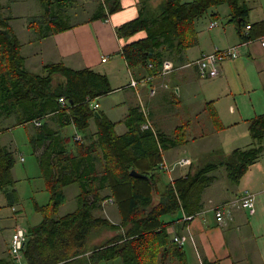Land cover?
Returning a JSON list of instances; mask_svg holds the SVG:
<instances>
[{"label":"crops","instance_id":"crops-1","mask_svg":"<svg viewBox=\"0 0 264 264\" xmlns=\"http://www.w3.org/2000/svg\"><path fill=\"white\" fill-rule=\"evenodd\" d=\"M26 1L0 0V14L8 19L20 44L26 69L40 74L45 64L60 62L74 70L90 69L105 75L110 91L88 100L89 106L96 110L99 117L102 115L114 123L113 130L117 136L127 134L137 124L140 131L149 130L154 135L162 161L151 171L156 178L154 205L159 202L168 184L179 178H195L201 169L217 165L204 173L207 178L203 185L198 182L191 185L181 201L180 209L163 217L169 223L166 230L170 241L176 235H190V239L181 246L183 255H170L165 263L181 264L184 260L185 264H196L201 260L204 264H264V172L261 166L264 139L261 142L263 149L260 157L246 173L238 181H231L232 188L223 183L230 181L223 165L227 156L235 149L259 145L250 136L249 124L253 118L264 114V46L261 44V38L264 37V0H237L241 10H245L242 17L236 18L237 12L233 15L227 4H221L206 13L205 21L198 22L205 14L197 18L194 22L195 44L163 55V61L170 60L175 65L173 71L163 76L158 74L154 65L130 67L122 54L124 45L146 37L144 30L126 36H120L117 32L118 27L136 19L144 9L155 13L161 0H120L121 9L104 19H92L99 5L97 0H88V4L91 1L94 6L87 18L75 21L73 16L78 6L66 8L72 26L58 33L42 28V34L39 35L30 32L32 29L28 26L19 33L12 27L11 21L18 17L17 5ZM37 1L40 10L31 18L42 13L41 3ZM87 6L83 5L80 9ZM241 18L243 21L239 24ZM252 29L255 30V36L243 39L242 36L251 34ZM234 46L238 51L237 56L220 60L216 76L199 75L195 61L203 53ZM62 79L60 74H55L53 86L63 83L65 78ZM133 80L136 81L135 85H132ZM109 95L119 97L108 106L101 107L100 99ZM94 104H98L97 108H94ZM70 110L66 108L64 113H50L37 120L39 125L34 122L24 123L34 127L29 138L32 159L14 152L16 148L12 142L3 145L0 137V145L11 152L14 159L10 169L11 182L0 189V198H5V206L11 209L14 221L10 235L0 227V264H27L23 250L18 260L9 251L11 234L17 224L16 213L24 218L28 230L38 225L45 213L59 218L73 212L77 206L81 183L87 184L89 169L91 175L95 176V187L101 185L100 176L105 159L96 136V121L92 118L88 127L78 129L70 119ZM117 110L119 117L112 119V111ZM134 112L135 115L132 114ZM213 114L218 125L214 122ZM11 119L14 121L10 122ZM1 120L0 126L7 128L16 123L14 117ZM68 127L73 129L71 135L67 131ZM39 130L44 132L38 133ZM181 148H185L192 157L181 156ZM201 152L206 156H216L218 161L202 160L199 157ZM181 158H189V164L179 165ZM17 160L23 167L22 176L30 181L32 178L44 181L39 188L40 191L48 192V196L40 198L43 203L32 197L30 208L24 206L16 185ZM61 180L64 182L60 183ZM57 182L62 200L58 208L52 210L54 200L50 187ZM70 185L77 188L74 195L75 208L57 215L66 200L64 189ZM244 190L253 194L254 213L231 204ZM99 193L102 197L109 194L105 183ZM109 200L108 197L100 205L96 204L92 213L119 225L121 218L117 206ZM105 201H108L106 207L103 205ZM217 207L223 212L221 221L216 220ZM44 208L47 210L43 211ZM184 216L192 218L183 220ZM105 230L91 235L88 245L99 246L122 232V229L111 231L113 233L107 236ZM26 240L27 236L24 247ZM99 264L125 262L121 256H114L107 260L100 259Z\"/></svg>","mask_w":264,"mask_h":264},{"label":"trees","instance_id":"trees-1","mask_svg":"<svg viewBox=\"0 0 264 264\" xmlns=\"http://www.w3.org/2000/svg\"><path fill=\"white\" fill-rule=\"evenodd\" d=\"M39 1L42 13L29 20V29L39 24L41 30L45 28L58 33L72 26L66 8L75 7L76 0ZM97 2L99 7L92 19H104L121 9L120 0ZM221 4H227L233 15L237 12L236 18L242 17L245 12L237 0H161L155 13L144 9L136 19L117 28L120 36L133 35L141 30L146 32L144 39L122 47L127 64L130 67L151 64L159 71L163 55L195 44V20ZM242 21L243 18L239 24ZM254 36L255 30L252 29L251 34L242 38L246 40ZM24 62L20 44L8 19L0 14V119L14 117L17 124H24L40 120L50 113H64L69 108L70 119L78 129H85L89 120L95 119L96 136L105 159L101 185L95 187V176L89 169L87 184L81 183L73 212L59 218L45 213L38 225L26 230L23 255L27 264H99L100 259L114 256H121L125 264H166L168 256H182V247L168 238L166 229L169 223L163 217L180 209L191 185L194 182L203 185L207 178L204 173L217 165L201 169L195 178H179L168 184L159 202L154 205L156 178L151 171L162 162L154 135L149 130L140 131L137 124L127 134L117 136L113 130L114 123L100 113L99 117L95 114L96 110L89 106L88 100L110 91L107 77L90 69L74 70L60 62L45 64L40 74L32 73L26 69ZM55 74L63 76L65 81L53 86ZM61 98L65 104L60 103ZM132 114L135 115V112ZM213 117L218 125L214 114ZM43 132L39 130L38 133ZM249 133L259 145L235 149L223 163L233 182L238 181L261 155L264 114L250 121ZM13 162L12 153L0 145V189L11 182ZM132 169L145 176H132ZM104 183L109 194L102 197L99 190ZM50 188L54 200L51 209L55 210L62 200L59 183ZM108 197L117 206L121 218L119 225L92 213L95 205H100ZM102 229H122V232L99 246L90 247L89 238ZM181 264H185L184 260Z\"/></svg>","mask_w":264,"mask_h":264},{"label":"rangeland","instance_id":"rangeland-1","mask_svg":"<svg viewBox=\"0 0 264 264\" xmlns=\"http://www.w3.org/2000/svg\"><path fill=\"white\" fill-rule=\"evenodd\" d=\"M94 1V0H91ZM90 1V4H88V0H76V5L78 7H75V11H77L76 14H74L73 19L75 21L83 19V18H87L90 14H91V10L94 6L93 2ZM83 5H88L86 8H81L83 7ZM18 17H15V19L13 21H11L12 27L15 29L16 32H21V30L23 28H25V26H27L29 20L31 19V16L35 13L38 12V10H40V6L37 0H27L26 2H22L20 4H18ZM227 6V5H225ZM15 12V11H14ZM21 13V14H20ZM205 19H207V14H205L203 17H201L199 21H205ZM35 25V24H33ZM39 24L35 25V28H33L32 30H30V32H34L35 34L39 35L40 32L42 31L40 29ZM33 33V34H34ZM64 80V77L61 76ZM119 96L118 95H109L107 97H102L99 101L101 107L102 106H108V104H111V102L113 103V101L115 99H117ZM119 115V111H112L111 113V117L112 119H117V117ZM2 119V118H1ZM0 119V121H2ZM14 119L10 120V122H13ZM34 131V127L32 124H16L13 123L11 124L10 128L4 127V126H0V137H1V143L3 145H8L9 142H12L13 147L16 148V151L14 152H18L20 153L24 158L27 157L28 159H32L33 155H32V148H31V144L29 141L30 136L32 135ZM68 133L71 135L73 133V129L72 127H68L67 128ZM179 154L181 156H187V157H192L191 153H189L185 148H181L179 151ZM199 157L205 161H213L216 162L218 161L216 156H211V155H207L206 154H201L199 155ZM206 157V158H205ZM261 166L263 167V172H264V159L262 160ZM15 168H16V185L17 188L19 190L20 196L22 198V202L24 204V206L26 208H30L31 204H32V197L37 198V200H39L40 203H43L44 201L40 200V198L42 196H48V192H46L45 190L40 191V184L44 183V181L39 178H32V180L30 181L29 179H26L24 176H22L21 174V169H23L21 162H19L18 160L16 161L15 164ZM33 175V173H32ZM34 176V175H33ZM230 181H224L223 183L226 184V186L232 188V183H231V179L229 178ZM77 191V188L75 185H70L69 187L64 189V193H65V203L58 209L57 211V215H62L65 214L67 212H70L72 210H74L75 208V193ZM46 200V199H45ZM48 201V200H47ZM108 201H105V204H103L105 207L107 206ZM47 207V206H46ZM32 209V208H31ZM48 212H49V208H48ZM12 212L11 209L7 206H5V198L1 197L0 198V227L4 228L3 231L7 234L10 235L11 233V228L13 226L14 221L12 220ZM16 226H21L23 228L26 229V222L24 220V218L21 217V215H18L16 213ZM15 229V228H14ZM14 231V230H13ZM4 232H2V234H4ZM101 232V231H99ZM104 233H107V236L113 232L111 231H107L105 230ZM94 235V234H93Z\"/></svg>","mask_w":264,"mask_h":264},{"label":"built area","instance_id":"built-area-1","mask_svg":"<svg viewBox=\"0 0 264 264\" xmlns=\"http://www.w3.org/2000/svg\"><path fill=\"white\" fill-rule=\"evenodd\" d=\"M215 23L212 24V26ZM261 44L264 46V37L261 38ZM238 51L236 46L226 48V49H216L213 52L210 53H203L196 61L195 63L198 66V72L201 77H214L219 73V67L218 64L220 60L224 59L225 57H235L237 56ZM149 67L151 64L148 65ZM175 69V65L170 60H164L161 64V68L158 72L159 75H166L173 71ZM136 81H132V85H135ZM61 104H65L64 99H60ZM98 104H94V108H97ZM36 125H39V121H34ZM145 127H148L147 125ZM190 160L189 158H181L178 161L179 165H187L189 164ZM109 202H112L109 200ZM232 205H237L242 208H247L250 213H254V197L253 194L248 191L244 190L240 196L231 202ZM215 216L217 221L222 220L223 212L221 211L220 207H217L215 209ZM192 216H184L183 220H190ZM26 238V229L21 226H16L14 231L11 234L10 239V254L11 256L18 260L22 256V250L24 247V242ZM188 239H190V235L188 234H181L176 235L172 238V241L178 244L179 246H182ZM196 264H204L201 260H199Z\"/></svg>","mask_w":264,"mask_h":264},{"label":"water","instance_id":"water-1","mask_svg":"<svg viewBox=\"0 0 264 264\" xmlns=\"http://www.w3.org/2000/svg\"><path fill=\"white\" fill-rule=\"evenodd\" d=\"M95 114H97V115H98V113H97V112H95ZM130 174H131L132 176H136V177H139V176H145V175H143V174H141V173L137 172V171H136V170H134V169L130 170Z\"/></svg>","mask_w":264,"mask_h":264}]
</instances>
